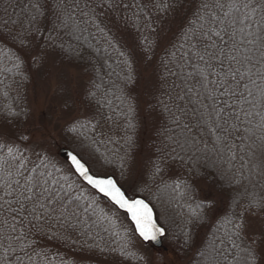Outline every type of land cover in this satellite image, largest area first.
Returning a JSON list of instances; mask_svg holds the SVG:
<instances>
[{
    "label": "trees",
    "instance_id": "trees-1",
    "mask_svg": "<svg viewBox=\"0 0 264 264\" xmlns=\"http://www.w3.org/2000/svg\"><path fill=\"white\" fill-rule=\"evenodd\" d=\"M31 2L0 0V175L11 170L16 179L17 168L25 176L51 173L67 210L44 233H33L27 255L17 251L11 264H157L123 213L86 187L49 145H32L30 91L56 70L62 77L75 71L78 80L60 124L61 145L94 173L112 174L128 194L150 201L168 249L186 264H244L241 249L251 247L260 264L256 241L234 236L226 218L264 216L244 211L253 196H264V104L243 85L237 96H222L218 65L207 69L194 54L185 32L198 12L205 14L201 0H167L174 5L167 11L158 8L163 0H122L112 11L93 0H40L43 15ZM61 2L68 27L57 19ZM31 16L36 20L29 23ZM146 41L156 45L146 49ZM258 55L254 49V80L264 73ZM9 107L18 115H9ZM217 123L228 129L226 139L212 132ZM199 202L213 207L193 221L189 205Z\"/></svg>",
    "mask_w": 264,
    "mask_h": 264
},
{
    "label": "snow or ice",
    "instance_id": "snow-or-ice-1",
    "mask_svg": "<svg viewBox=\"0 0 264 264\" xmlns=\"http://www.w3.org/2000/svg\"><path fill=\"white\" fill-rule=\"evenodd\" d=\"M181 2L182 0H176V4ZM93 3L96 7L112 11L121 6L122 0H93ZM29 7L37 14L43 15V5L40 0H34ZM88 7L89 11L95 14V8ZM171 7L174 5L169 4L167 0H163L158 5L162 11H167ZM226 7L227 10H225ZM56 8L57 19L64 27H68L67 19L71 16L65 18L62 2L58 3ZM201 8L205 14L201 15L198 12L196 21L192 22L185 32L186 40L196 49L194 54L199 61L205 62L207 69H215L218 65V70L215 72L217 77L215 83L218 90H221L222 96H237V90L243 85L249 97L253 100L259 97L261 103L264 104V73H258L257 79H252V69L256 67L253 64L254 49L260 54V63H264V0H244V2L230 0L227 5L222 0H213L211 4L201 0ZM241 9H244L242 14ZM35 20L36 16H31L29 23ZM254 24L255 28H253ZM237 25H242V27H237ZM99 31L103 33L104 29L100 28ZM238 35L239 39H237ZM21 43L24 41L21 40ZM145 44L146 49H150L156 45V42L146 41ZM241 46H243V51ZM120 55L124 56V53L121 52ZM200 75L204 76V72L201 71ZM126 79L130 81L131 75L128 74ZM246 79L247 83H245ZM239 95L242 97L243 92ZM252 106L255 107V104ZM8 114L18 115L11 107L8 108ZM25 115H30V112H26ZM216 118L217 120L222 119L220 111L216 112ZM224 124H227V120H224ZM224 124L217 123L211 129L213 133H218L217 140L222 137L227 138L224 134L228 129L224 127ZM71 130L75 131V128L72 127ZM23 139L28 138L23 137ZM128 140L131 141V137H128ZM13 152V148H8V155L15 159ZM71 160L79 174L90 185L111 197L121 208L127 209L132 220L135 221L140 237L144 240L155 241L165 234V229L159 227L153 220L152 209L147 203L143 200L129 201L111 176L90 175L89 169L81 162L78 155H71ZM23 166V164L20 165V167ZM156 170L159 171V168L157 167ZM15 175L18 178H13L11 170L0 175V261H3V264H11L10 258L17 251L27 255L26 249L35 243L31 239L32 234L44 233L46 224L54 218L59 220L67 210L65 204L67 197L61 196V192L53 189L49 183L47 176H51V173L47 176L44 173H40L39 176H25L17 168ZM54 183L55 181H52V184ZM177 187H180L179 183ZM212 207L211 202L196 203L195 208L189 205L192 220H204L206 213ZM244 211L253 215L264 213V196L259 198L253 196ZM226 223L231 225L232 234L237 238L241 237L247 228L243 214L238 218H226ZM241 251L244 253V264H255L256 257L253 248L246 247ZM15 258L18 262L22 260L20 255H16Z\"/></svg>",
    "mask_w": 264,
    "mask_h": 264
},
{
    "label": "rangeland",
    "instance_id": "rangeland-1",
    "mask_svg": "<svg viewBox=\"0 0 264 264\" xmlns=\"http://www.w3.org/2000/svg\"><path fill=\"white\" fill-rule=\"evenodd\" d=\"M257 58H260V55ZM61 74V72L56 70L46 76L41 75L36 86L38 89L35 91L31 89L30 91L31 124L33 128L31 143L34 147L49 145L51 150L55 151L57 155H59V148L67 147L61 145L60 124H63L64 117L67 114L66 106H72L68 99L71 96H76L78 92V80L75 78L77 76L76 72L70 71L65 73L66 76L63 77ZM236 199L238 198L236 197ZM245 221L247 224L245 234L252 241H256V247H258L262 255L260 264H264V216H251L245 218ZM164 239L161 247H154L145 243V245L152 247L153 261L157 264H186L185 260L183 261L164 245Z\"/></svg>",
    "mask_w": 264,
    "mask_h": 264
},
{
    "label": "water",
    "instance_id": "water-1",
    "mask_svg": "<svg viewBox=\"0 0 264 264\" xmlns=\"http://www.w3.org/2000/svg\"><path fill=\"white\" fill-rule=\"evenodd\" d=\"M59 155L69 164L70 168L72 169V171L75 173V175L82 181V183H84L87 187H89L90 189H92L94 192H96L100 197L104 198L106 201H108L110 204H112L117 210L123 212L126 215V218L128 219V221L130 222L131 226L133 227V230L136 234V236L144 243L146 244H151L154 247H161L163 245V239L166 237L167 235V231L164 228V226H162L160 224V222L158 221L157 218V213L156 210L154 208V206L147 200L145 199L143 196H134V197H130L125 190L120 186V184L118 183L117 179L115 178V176L113 175H96L94 174L89 165L73 150H71L70 148L67 147H62L59 149ZM71 155H78V158L81 160L82 163L85 164V166L89 169V174L90 175H94V176H111L113 180L116 181L117 186L120 188V190L124 193V196L129 200H143L145 203H147L149 205V207L152 209V216H153V220L156 222V224L159 227H162L165 229V234L163 236H159L157 238V240L155 241H151V240H144L142 237H140L138 231L136 230V224L135 221L132 220L131 214L127 211L126 208H121L114 200L111 199V197L107 196L104 193H101L98 189L94 188L92 185H90L80 174L79 172L76 170L75 166L72 163L71 160Z\"/></svg>",
    "mask_w": 264,
    "mask_h": 264
}]
</instances>
